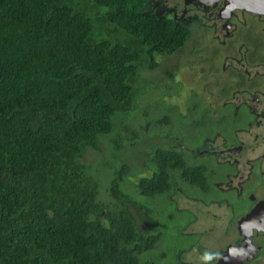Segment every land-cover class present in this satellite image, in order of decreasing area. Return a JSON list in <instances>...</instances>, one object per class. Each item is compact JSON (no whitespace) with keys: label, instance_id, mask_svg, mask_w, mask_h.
<instances>
[{"label":"trees","instance_id":"obj_1","mask_svg":"<svg viewBox=\"0 0 264 264\" xmlns=\"http://www.w3.org/2000/svg\"><path fill=\"white\" fill-rule=\"evenodd\" d=\"M188 36L147 0H0V264H141L160 238L150 209L118 189L125 170L84 155L117 147L140 68ZM152 160L142 195L167 191L171 169L206 180L179 152Z\"/></svg>","mask_w":264,"mask_h":264},{"label":"rangeland","instance_id":"obj_2","mask_svg":"<svg viewBox=\"0 0 264 264\" xmlns=\"http://www.w3.org/2000/svg\"><path fill=\"white\" fill-rule=\"evenodd\" d=\"M147 7H151L149 3ZM229 8L234 10L232 6ZM172 12L176 18H180L177 8ZM102 32L106 34L105 30ZM240 36L237 35L234 38L242 48L243 43L247 41V36L244 35V31ZM185 45L186 47H176L171 51H155L153 57L156 61L151 65L154 67L140 68L132 83L133 94L135 98L137 97L135 107L127 105L129 107L126 106V109L130 111L114 115V121L117 119L119 124L118 133H116L117 147L107 150L104 148V143L100 142L99 150L89 148L84 155V160L87 162L107 157L110 165L114 163L118 166L117 170H125V173H122V180L118 181V189L150 209L151 217L157 223L151 231L159 232L160 238L150 250L138 253L141 264H209L208 262L213 261L215 256L211 257V254L207 256L210 252L208 247L218 242L221 237L219 230L228 220V211L227 208L224 209V204L211 202L210 196L203 193V189L208 185V179L201 184L189 185L182 179L179 169L169 170L170 186L167 191L142 195L138 182L142 177H150L154 171L155 163L152 156L155 148L179 152L188 166L200 162L206 169L204 174L208 176L212 172L207 168H212L208 163L218 155L208 147L203 148L200 140L204 141L206 138L211 140L216 132L219 136L227 135L228 139L233 136L236 144L228 154L235 158L239 156L238 165L242 171L246 169V164L253 168L250 175L253 180L246 179L247 184H252H250L251 188L255 187L254 185L264 186V183L263 185L259 183L261 177L257 173V165L259 161H262L260 168L264 176V114L256 111L257 108L264 109V105H260L264 100L258 104L264 97L258 98L257 95L250 94L254 88L253 85L260 88L264 86L262 76L257 78L255 75L251 78L253 70L251 73H245L246 71L244 72L241 67L234 68L231 63L225 66L226 71L220 66L215 70V65L210 62L212 58H222L226 62L228 60H225L223 55L218 56L217 53L212 56V52L209 51L211 43L205 42L202 48H195L194 42L187 38ZM254 48L256 50V46ZM255 50L250 49L247 53L248 58L263 59L264 55ZM257 68L259 70L264 67L258 65ZM215 73L218 74L216 79L221 78L218 83H214L216 82ZM231 73L235 74V79L227 77ZM207 79H210V83H207L206 87L201 86L204 83L200 82ZM207 94L208 96L214 94L232 96L231 100L235 103L241 98L248 101L260 99L253 104V111L258 113V117L254 121L251 119V130L230 134L231 126L239 123L240 119L236 120L232 117L236 121H227L231 118L220 116V109L215 116L210 114L201 96ZM164 117L167 121H164ZM243 118L246 117L241 115V119ZM245 120L241 122V128L244 127ZM227 123H230V126ZM257 136L260 138L258 144H255L256 141L253 143V140ZM179 137L183 144H187L186 147L180 148L175 144ZM199 137L201 139L198 141ZM221 138L224 140V137ZM238 139L242 141L238 142ZM223 155L220 153L219 157ZM244 156H246L245 159ZM101 166L103 176L100 182L105 187L109 183L112 172L108 165ZM216 167L217 169H213L216 176L217 173L230 169V166L220 164H216ZM249 201L252 202V199H248L246 204L235 201V205L239 203L235 209L248 205ZM254 212L261 213V210L259 206H254L252 203L248 216H253ZM131 213L136 216L140 224L137 211L131 208ZM241 235L243 234L237 231L229 241L230 243L223 244L219 257L216 256V261H213L214 264H240V261L246 264L250 263L248 261L250 258L252 260L254 257L264 256V234L258 237L254 235L253 238H245V240L243 236L242 240L245 243L242 242L244 245L239 247L245 259L242 258L238 262V258L232 255L231 248L235 245L236 238ZM207 249L209 252H205Z\"/></svg>","mask_w":264,"mask_h":264},{"label":"flooded vegetation","instance_id":"obj_3","mask_svg":"<svg viewBox=\"0 0 264 264\" xmlns=\"http://www.w3.org/2000/svg\"><path fill=\"white\" fill-rule=\"evenodd\" d=\"M147 3L150 4L151 8L158 15H167L173 21L178 23V25L187 29V32L189 33L187 38H190V41L194 42L195 48H202L204 43L208 42L211 43L209 51L212 52H210L212 56L214 53H217L218 56H225L224 59H227V62L223 61L222 58H218L219 60L212 58L210 60V62L215 65V70H217L220 66V68L222 67L223 70L226 71L227 69L225 66L233 64L232 66L234 68L241 67L244 72L246 71L245 73H251L253 70L251 78L255 75L257 78L262 76L261 80L262 83H264V68L259 70L257 68L258 65L264 67V57L260 60H250L247 56V53L251 48L255 50V46L256 50L264 55V0H147ZM229 6L234 7V10L229 8ZM176 8L180 13V18H176L173 15L172 10ZM242 31H244V35L247 36V41L243 43L244 47L240 48L241 45H239V42L234 37L237 35L240 36ZM182 46L186 47L185 43ZM217 76L218 74H216V77L214 78L216 80L214 83H218L221 79H216ZM227 77L232 79L236 78L234 73H231V75L228 74ZM200 83H204L201 86L206 87L207 83H210V79L203 80ZM253 86L254 88H252L250 94L257 95L258 98L264 97V86L261 88L256 85ZM186 87L188 88V85H186ZM201 96L204 106L208 107L210 114L212 113L213 116H215L217 110L220 109V116L231 118L227 119V121L234 120L232 117H235L236 120L240 119V122L235 124L236 126H231L230 134H236L239 131L245 130L246 132H249L251 130V119H253V121L257 119L259 112L264 114V109L260 110L257 108L256 111L258 113H254L253 111L254 102L260 99L248 101L241 98L235 103L231 100L233 98L232 96L226 97L224 94H214L209 96L207 94L205 96ZM263 100L264 98H262L258 104ZM263 103L264 102L260 105H264ZM241 115L246 117L243 118L246 119L243 128L240 127L241 122L243 121V119H241ZM213 119H215V117H213ZM227 124L230 126V123ZM217 133L218 132L214 134V137L212 138L213 140H207L206 138V140L202 141L200 140L201 137L198 139V141L200 140L202 142L203 148L208 147L214 154L218 155L216 158L211 160L210 163H208V165L212 168L205 165L212 172L209 171L210 175H205V178L208 179V185L203 189V193L208 195V197L210 196L211 202L224 204V209L226 210L227 208L228 211V220L226 221L227 223H225L219 230L221 237L218 242L215 244L212 243L213 245L208 247L210 252L208 249L205 250V252H209L207 256H210V254L211 257L215 256L213 261H216V256L219 257L223 244L230 243L229 241L233 238V235L235 236L237 231H240L243 235L236 238L234 245L236 248H234V246L232 247L233 249L231 248V253L233 252L232 255H234L236 259L238 258L239 262L240 259L245 257L242 255V251H240V247L244 245H242V242H244L245 238L251 239L254 235L258 237L264 234V186L254 185L255 187L251 188V183L247 184L248 180L246 179L253 180L250 176L253 168L251 169L250 165L246 164V169H243L242 171L238 165L239 156L235 158L228 154V152L234 149V144H236L235 139L233 136L228 139L227 135L224 134L219 136ZM220 137H224V140L223 138L220 139ZM259 138L260 137L258 136L254 138L253 143L256 141L255 144H258ZM237 141L241 142L242 140L239 141L238 139ZM213 143H215V146H213ZM175 144H177L180 148L183 146L186 147L187 145L186 143H182L180 137ZM220 153H223L224 155L219 157ZM258 156L260 157V155ZM243 158L245 159L246 156ZM262 163V161H259V165H257V173L258 176L261 177L259 183L261 184L264 183V176H262L263 173L260 168ZM216 164L230 166V169L219 172L216 176L213 172L214 168L217 169ZM192 165L202 167L200 162ZM202 169L206 170L203 167ZM185 183L192 185L187 181H185ZM183 192L185 193L184 189ZM248 199H252V202L249 201L247 203L248 205L235 209V207L239 204L237 202L235 205V201L238 200L241 204H246ZM252 203L254 206H259L261 213L254 212L253 216H248ZM238 221L240 222L238 223ZM243 236L244 240H242ZM213 261L208 263L214 264ZM248 261L250 263L246 264H264V256L261 258H258L257 256L252 260L250 258ZM239 263L244 264L241 261Z\"/></svg>","mask_w":264,"mask_h":264}]
</instances>
